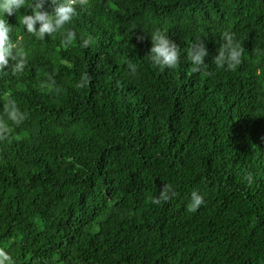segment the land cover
<instances>
[{
  "label": "trees",
  "instance_id": "16d2710c",
  "mask_svg": "<svg viewBox=\"0 0 264 264\" xmlns=\"http://www.w3.org/2000/svg\"><path fill=\"white\" fill-rule=\"evenodd\" d=\"M25 13L8 21L27 63L0 72V249L13 264H264V0H88L68 45L27 33ZM158 29L179 46L172 68L147 56ZM225 30L243 49L235 71L213 62ZM198 41L209 55L193 72ZM164 184L174 195L154 204ZM193 190L205 203L190 211Z\"/></svg>",
  "mask_w": 264,
  "mask_h": 264
},
{
  "label": "clouds",
  "instance_id": "9594fccd",
  "mask_svg": "<svg viewBox=\"0 0 264 264\" xmlns=\"http://www.w3.org/2000/svg\"><path fill=\"white\" fill-rule=\"evenodd\" d=\"M47 0H0V72L11 70L12 73H20L24 70L27 63L28 52L20 44L19 40H13L10 33L13 26L9 23L8 17L14 13H19L21 8L31 9V14L19 15V24L24 26V30L43 40L46 35L61 34V43L64 45L72 44L77 39V34L65 25L69 24L77 14V8L84 9L88 5V0H51L53 7L51 11L45 10ZM27 5V7H26ZM223 43L217 49L213 62L217 68L235 71L242 63L243 49L241 44L235 39L231 31L222 32ZM151 47L147 56L154 66L159 68H172L180 60V49L178 44L171 40L161 30L149 34ZM143 39V36L138 37ZM92 42L90 36L81 39V47H88ZM254 52L264 56V48L256 49ZM209 55L207 46L202 42H194L187 50V60L192 65L193 72H199L205 65V57ZM131 71H136L135 64H129ZM257 77L264 76V65L255 69ZM88 83V78L83 76L77 82V87H83ZM6 103L3 104L2 111L15 125H20L26 119V113L22 111L16 101L5 97ZM9 129L7 124L0 121V139H6ZM249 184L253 181L251 172L246 173ZM174 192L170 185L161 186L160 194L154 197L152 202L159 204L161 199L168 200ZM205 203L204 196L197 190L190 193V203L188 208L195 211ZM0 264H13V259L3 249H0Z\"/></svg>",
  "mask_w": 264,
  "mask_h": 264
}]
</instances>
